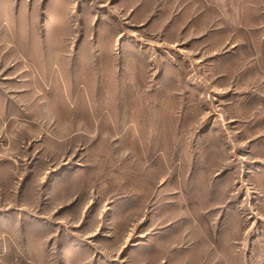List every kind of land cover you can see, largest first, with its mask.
Masks as SVG:
<instances>
[{
	"label": "rangeland",
	"instance_id": "obj_1",
	"mask_svg": "<svg viewBox=\"0 0 264 264\" xmlns=\"http://www.w3.org/2000/svg\"><path fill=\"white\" fill-rule=\"evenodd\" d=\"M0 264H264V0H0Z\"/></svg>",
	"mask_w": 264,
	"mask_h": 264
}]
</instances>
